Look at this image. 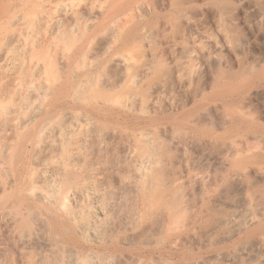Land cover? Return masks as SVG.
<instances>
[{
	"label": "bare ground",
	"instance_id": "obj_1",
	"mask_svg": "<svg viewBox=\"0 0 264 264\" xmlns=\"http://www.w3.org/2000/svg\"><path fill=\"white\" fill-rule=\"evenodd\" d=\"M0 264H264V0H0Z\"/></svg>",
	"mask_w": 264,
	"mask_h": 264
}]
</instances>
